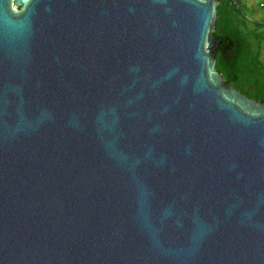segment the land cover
Wrapping results in <instances>:
<instances>
[{
    "label": "water",
    "instance_id": "1",
    "mask_svg": "<svg viewBox=\"0 0 264 264\" xmlns=\"http://www.w3.org/2000/svg\"><path fill=\"white\" fill-rule=\"evenodd\" d=\"M215 0H0V264H264V103L212 70Z\"/></svg>",
    "mask_w": 264,
    "mask_h": 264
},
{
    "label": "trees",
    "instance_id": "2",
    "mask_svg": "<svg viewBox=\"0 0 264 264\" xmlns=\"http://www.w3.org/2000/svg\"><path fill=\"white\" fill-rule=\"evenodd\" d=\"M210 37L218 41L212 51V70L238 94L264 103V22L248 26L243 0H215Z\"/></svg>",
    "mask_w": 264,
    "mask_h": 264
},
{
    "label": "rangeland",
    "instance_id": "3",
    "mask_svg": "<svg viewBox=\"0 0 264 264\" xmlns=\"http://www.w3.org/2000/svg\"><path fill=\"white\" fill-rule=\"evenodd\" d=\"M259 3L264 4V0H243V4L245 5V14H248L246 8L252 11L251 15H247L249 27L253 22L259 23L261 21H264V6L262 4L261 6H258ZM261 60L264 61V50L261 53Z\"/></svg>",
    "mask_w": 264,
    "mask_h": 264
},
{
    "label": "crops",
    "instance_id": "4",
    "mask_svg": "<svg viewBox=\"0 0 264 264\" xmlns=\"http://www.w3.org/2000/svg\"><path fill=\"white\" fill-rule=\"evenodd\" d=\"M259 4H262V5L264 6V4H263V3H259ZM259 4H258V6H259ZM263 6H262V7H263ZM261 22H264V21H261Z\"/></svg>",
    "mask_w": 264,
    "mask_h": 264
},
{
    "label": "built area",
    "instance_id": "5",
    "mask_svg": "<svg viewBox=\"0 0 264 264\" xmlns=\"http://www.w3.org/2000/svg\"><path fill=\"white\" fill-rule=\"evenodd\" d=\"M259 6H261V4Z\"/></svg>",
    "mask_w": 264,
    "mask_h": 264
}]
</instances>
